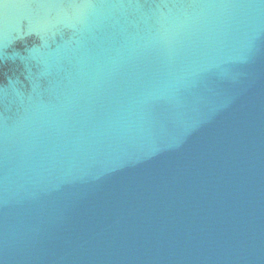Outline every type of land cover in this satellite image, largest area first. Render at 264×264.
<instances>
[{
	"label": "water",
	"instance_id": "1",
	"mask_svg": "<svg viewBox=\"0 0 264 264\" xmlns=\"http://www.w3.org/2000/svg\"><path fill=\"white\" fill-rule=\"evenodd\" d=\"M0 264H264V0H0Z\"/></svg>",
	"mask_w": 264,
	"mask_h": 264
}]
</instances>
